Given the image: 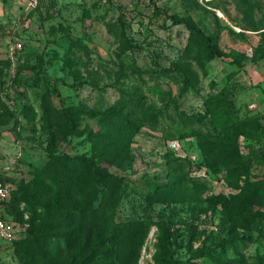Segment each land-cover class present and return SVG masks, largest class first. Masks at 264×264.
<instances>
[{
    "label": "rangeland",
    "instance_id": "obj_1",
    "mask_svg": "<svg viewBox=\"0 0 264 264\" xmlns=\"http://www.w3.org/2000/svg\"><path fill=\"white\" fill-rule=\"evenodd\" d=\"M169 16L214 37L216 55ZM13 41L16 115L0 100L15 146L7 211L35 262L66 260L77 233L56 222L38 232L36 202L55 191L33 177L51 154H83L118 179L113 220L143 224L126 253L89 264H158L159 220L173 264H264V0H40L29 12L0 0V89ZM232 145L247 163L237 187ZM0 264H21L13 247Z\"/></svg>",
    "mask_w": 264,
    "mask_h": 264
},
{
    "label": "trees",
    "instance_id": "obj_2",
    "mask_svg": "<svg viewBox=\"0 0 264 264\" xmlns=\"http://www.w3.org/2000/svg\"><path fill=\"white\" fill-rule=\"evenodd\" d=\"M169 17L173 23L184 25L189 32L190 39L198 41L201 48L205 50L207 59L216 55L217 41L214 37L206 35L202 30L195 27L190 20L175 16ZM134 105L136 106L137 104ZM15 106L18 111L19 104L16 103ZM131 109L132 107L129 104L127 106L122 104L118 108L119 115H117H126L125 119L127 122L125 121V124L129 127L132 125L129 122L131 120L129 115ZM12 113L15 114L14 112ZM121 113L123 114L120 115ZM178 118L180 123L185 126L194 119L182 114ZM234 130H236L235 138L237 134H246L248 129L244 130L243 127H238ZM233 146H230V154L234 148V156L231 158L233 163L227 167L233 174H229V177H232V182L237 187V179H234V172H236L237 177L241 171H245L247 163L245 162L246 160L237 154L236 147ZM9 180L13 181L11 178ZM117 181L118 179L115 175L105 169H101L97 161L91 156L83 154L72 156L51 154L45 168L39 169L33 177L35 188L40 190L48 188L51 191H55L53 196H48L36 202L40 212L38 219L42 225L38 232L44 229L47 223L53 226L54 222H56L58 223L57 229L63 226V228H67L66 232L77 233V245L72 248V255L62 262L55 260L53 257L41 262H35L23 248L22 243L24 241L18 232L17 238L12 241L10 246L13 247V251L21 264H89L97 255L95 252H113V255L117 257L126 253L129 244H133L130 240H133L135 231L140 232V229L137 230V228H141L143 224L137 221L117 222L113 220L117 204L115 194ZM40 195L44 196L45 194ZM11 197L12 190L5 203V211L16 224L14 218L7 211ZM95 200L97 205L94 207L93 202ZM156 225L161 237H159V243L157 244L155 259L158 264H173L166 224L163 220H159ZM55 233L60 236L58 239L62 238L63 231L56 230ZM39 235H42V233ZM104 241V244L110 243V245L101 247ZM119 263L131 264V262L125 263V260Z\"/></svg>",
    "mask_w": 264,
    "mask_h": 264
},
{
    "label": "built area",
    "instance_id": "obj_3",
    "mask_svg": "<svg viewBox=\"0 0 264 264\" xmlns=\"http://www.w3.org/2000/svg\"><path fill=\"white\" fill-rule=\"evenodd\" d=\"M11 3L17 7L21 8L22 12H29L35 9L40 0H11ZM20 47L19 43L12 42L7 46V59L9 60V70H8V80L6 85L0 89V98L8 105L12 112L17 113L16 106L13 103V97L11 95L9 85L11 84V78L13 73L14 66V50H17ZM249 108H255V104H249ZM10 169V166H1L0 165V242L3 245H0V248H5L10 246L13 240L18 236L17 225L11 220L10 216L5 211V203L7 202L10 192L12 190V184L7 175V171Z\"/></svg>",
    "mask_w": 264,
    "mask_h": 264
},
{
    "label": "crops",
    "instance_id": "obj_4",
    "mask_svg": "<svg viewBox=\"0 0 264 264\" xmlns=\"http://www.w3.org/2000/svg\"><path fill=\"white\" fill-rule=\"evenodd\" d=\"M0 100H2L0 98ZM3 101V100H2ZM4 102V101H3ZM252 104V103H250ZM254 104V103H253ZM255 108H256V104H255ZM253 108V109H255ZM5 133L4 131H0V165L1 166H10V169L7 171V175L9 176V178H13V168H14V160L11 158V156H9L8 151L10 150V146H14L13 142H9L4 136ZM15 147V146H14ZM13 180V179H12ZM12 184V182H11Z\"/></svg>",
    "mask_w": 264,
    "mask_h": 264
}]
</instances>
